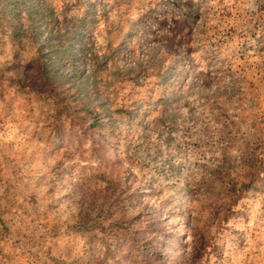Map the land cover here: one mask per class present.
I'll return each instance as SVG.
<instances>
[{
    "label": "rangeland",
    "instance_id": "obj_1",
    "mask_svg": "<svg viewBox=\"0 0 264 264\" xmlns=\"http://www.w3.org/2000/svg\"><path fill=\"white\" fill-rule=\"evenodd\" d=\"M0 264H264V0H0Z\"/></svg>",
    "mask_w": 264,
    "mask_h": 264
},
{
    "label": "trees",
    "instance_id": "obj_2",
    "mask_svg": "<svg viewBox=\"0 0 264 264\" xmlns=\"http://www.w3.org/2000/svg\"><path fill=\"white\" fill-rule=\"evenodd\" d=\"M27 1H29V0H27ZM191 9L194 10L195 9V6H192ZM70 33H72V32H69L66 35H63L62 37H64V36L69 37V36H71ZM65 41L66 40H64L62 43H60V46H63V44L65 43ZM64 50H66V49H64ZM41 52H42V50H40V53ZM60 53H61V51H54V52H52V55L50 57H48L47 55H42V54L40 56L41 59H42V63L44 64L45 76H46V78L48 80H52L53 79V76H55V75H58L61 78H64L65 76L62 75L61 73H59L58 67L61 64H63V63L69 62V65H71V63H72V59L73 58H70V57H72V55H66L65 57H63V56H60L61 55ZM83 59L84 60H88L86 55L83 56ZM153 68H154L153 75H156L159 78H164V73L167 72L170 67H169L168 64L163 63L162 58H160L154 64V67ZM90 78H91V76H88V78H87V80H86L85 83L89 82V79ZM91 82H92V85H91V87L89 89H84L85 83H78L76 81L73 82L72 80L70 81V86H72L71 88H73L76 91H79L80 88H81L83 90V92H84L83 100L84 99L88 100L89 97H90V93L95 92L98 89V87H99V83H95L94 81H91ZM88 106L89 105H87V107ZM109 108H111V107H109ZM88 109H90V107H88ZM101 113L100 112L94 113V111H93V114H92V117H93V123L92 124H93V126H96V125H98L100 123L99 122V115Z\"/></svg>",
    "mask_w": 264,
    "mask_h": 264
}]
</instances>
